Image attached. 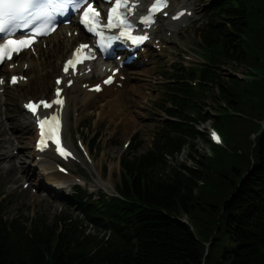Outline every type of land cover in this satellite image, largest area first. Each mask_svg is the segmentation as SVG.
<instances>
[{"label": "trees", "instance_id": "trees-1", "mask_svg": "<svg viewBox=\"0 0 264 264\" xmlns=\"http://www.w3.org/2000/svg\"><path fill=\"white\" fill-rule=\"evenodd\" d=\"M210 1L202 62L164 71L168 119L147 152L131 156L139 146H130L120 158L119 196L75 187L103 236L83 234L69 216L28 227L8 217L0 190V264H264V0ZM231 65L246 79L226 75ZM210 120L223 146L199 129ZM198 140L211 155H195ZM184 148L198 165L170 166Z\"/></svg>", "mask_w": 264, "mask_h": 264}, {"label": "rangeland", "instance_id": "rangeland-1", "mask_svg": "<svg viewBox=\"0 0 264 264\" xmlns=\"http://www.w3.org/2000/svg\"><path fill=\"white\" fill-rule=\"evenodd\" d=\"M190 3V8L194 13L178 33L163 30L162 33L155 36L157 39H164L162 50H155L151 45H148L140 60L130 70H123L124 76L128 78L129 87H132L134 91L129 95L127 106L122 108L119 116L111 118L103 115L104 111L100 108L85 113L83 107L76 106L80 101H75L77 89L70 91L68 99L71 98L73 102H71L69 110L66 140L69 145L76 147V139L81 137L88 146L91 157L90 160L82 157L81 164L77 162L69 164L70 175H64L68 177V183L53 184L50 193L45 188H40V186L46 185L45 173H47L48 167L40 166V160L34 152L36 130L32 120L24 112L22 104L28 99L52 96L53 81L60 74L62 60H57L53 67L45 70L47 76L44 77L42 84L32 78L37 75V72L28 68L23 71L30 83L27 81L24 86L17 87L6 86L5 91L2 92V101L5 103L1 105L0 109L3 112L6 111L16 120L10 127L6 126V137L12 139L10 142L6 141V144H13L9 151L16 148L13 154L25 159L22 161V165L25 166L23 170L8 172L7 168L10 164L6 161L0 166L1 199H5L9 218L18 217L30 227L34 221L41 217L51 224L58 217L69 216L73 221H76L78 230L83 234L95 235L99 238L103 236L104 232L91 227L81 213L77 199L73 197L74 194H77L74 187L80 186L81 191L87 192L95 198L101 194L116 195L117 191L109 194L103 189H99L96 180L102 176L103 179L111 181L116 189V185L120 182V158L128 153L125 144L131 141L130 146H139L137 153L133 150L129 154L131 156L143 154L152 147L159 123L168 119L167 114L162 110V106L166 104V101L163 100L166 83L164 71L174 69L178 64L187 65L201 62L196 56L202 52L199 47V29L208 23L207 14L210 11L211 1L190 0ZM181 4V0H172L174 10L181 7ZM166 21L169 20L163 19L159 25L161 26ZM32 57L37 58V55H32ZM113 62L117 61L113 60ZM225 70L226 75H243V72L246 71L244 67L238 65L228 66ZM9 76L10 74L7 78ZM100 79L101 77L93 76L90 82L95 83ZM206 109L212 116L219 113L210 104L206 106ZM79 118L80 120H78ZM2 120L4 123H9L8 120L6 122L5 113L0 114V121ZM212 124L213 120H210L206 124L200 125L199 129L208 135L209 128L213 127ZM251 137L254 139L256 136L252 134ZM223 139L225 140L224 136ZM93 140H96L97 143L95 149L91 147ZM195 146L198 151L196 156L203 153L211 154L209 145L202 140H198ZM4 149L5 147H2L0 150V160H2ZM25 150L26 156L23 157L21 154ZM48 155L47 158H44L46 163L53 157L52 154ZM180 163H187L192 167L198 165L194 159L189 157L187 148H184L175 159L168 160L170 166ZM53 166L55 171V163ZM26 168L28 171H25ZM62 186L65 188L59 190ZM61 226H65L63 221Z\"/></svg>", "mask_w": 264, "mask_h": 264}, {"label": "snow or ice", "instance_id": "snow-or-ice-1", "mask_svg": "<svg viewBox=\"0 0 264 264\" xmlns=\"http://www.w3.org/2000/svg\"><path fill=\"white\" fill-rule=\"evenodd\" d=\"M110 7L106 22H102L101 14L94 7L95 0H0V64L6 61H12L13 55H19L25 49H31L37 42L38 37L48 35L55 30L58 16H66L71 10L72 13H79L84 5L80 23L85 27L88 33L99 37V47L101 50H107L112 46L113 41L125 39L130 40L134 45H141L149 39L147 35H133L134 25L130 17L134 14L136 3L133 0H106ZM138 3V0H137ZM168 0H154V3L148 9L147 14L140 18V23L151 25L154 22L155 14L167 7ZM183 14V13H181ZM176 18V17H173ZM119 29V35H105V30ZM20 32L18 38L16 34ZM95 59L94 54L88 44L81 43L73 52L72 58L68 59L64 66L63 72L69 74L71 69L76 71L77 65L85 61ZM113 75H109L103 80V84L113 83ZM18 79L24 77L12 76L10 83L17 84ZM5 81L0 79V85ZM62 80L57 78L56 84L60 85ZM72 80H68V86H71ZM85 87H88L85 85ZM96 92L101 91L100 85H96ZM62 89H55V99L51 102L41 99L38 103L28 102L24 107L36 117L39 127L40 139L38 147L43 150L49 147L48 142L55 146V151L62 157H70L72 153L61 143V120L59 114H52L40 118L37 113L38 109H51L53 105L64 106V100L61 98ZM213 138L218 143L220 138L213 133Z\"/></svg>", "mask_w": 264, "mask_h": 264}, {"label": "bare ground", "instance_id": "bare-ground-1", "mask_svg": "<svg viewBox=\"0 0 264 264\" xmlns=\"http://www.w3.org/2000/svg\"><path fill=\"white\" fill-rule=\"evenodd\" d=\"M181 3L183 6L181 9L187 8L190 10V0H181ZM190 20V18L185 17L179 22H172L171 20L168 22H164L161 26L153 29L151 32L153 35H158L159 33H162L163 30L172 31L174 33H178L181 29V27ZM74 25H69L67 27H61L59 30H56L53 35L49 36L47 39L42 40L37 46H36V53L38 54L37 58L32 57L30 51L26 52L25 54H21L20 57L16 58L15 61L9 63L14 64L15 62H18V67H15L13 70H10L7 66H4L0 69V77L8 74L9 72L14 74H24V66L27 64L29 68L35 70L37 72V75H34L35 80H37L39 83L42 84L43 79L46 75L45 70L49 67H53L55 65V62L57 60H63L64 57L68 58L71 55V51L75 45L76 42L81 41L80 37L72 35L69 37L70 32L75 31ZM154 41V40H153ZM152 41V43H154ZM164 41V39H162ZM46 43L47 47L46 49H43V44ZM161 44H164L162 42ZM162 47V46H160ZM65 58V59H66ZM64 59V60H65ZM63 60V61H64ZM116 65L118 63L116 62ZM94 70L92 74L84 75L82 77L76 78L75 85L67 89L65 94L66 96V107L64 111L65 116V128L66 123L68 124V118H69V110L70 105L73 100L71 98L68 99V95L70 97V91L72 89L76 90L75 95V101H79V103L76 104V106H80L84 108L85 113H88L94 109L100 108L103 110V115H107L108 117L115 118L119 116V114L122 112V108L127 106V99L129 98V95L134 91L132 87H129L128 85V78L125 79V81L122 82V87H118L117 85L110 86L108 88H104L103 92L96 94V93H90L87 91V89L82 87V84L89 82L88 79L93 75L101 76L103 74V68L104 65H99V61L95 62L93 64ZM44 72V73H43ZM61 75V70H60ZM59 75V76H60ZM120 75H124L122 71L118 74V82H121ZM30 83V81L28 80ZM20 85L24 86V82ZM55 83L53 81V90H54ZM4 87H0V90ZM3 100V94L0 93V107L3 103H5ZM10 110V109H7ZM6 114V122L8 120L9 123H4V121H0V136L2 139L0 140V150L2 147H5L4 152L2 154V160H0V166L1 164L6 161L9 163V167L7 168V171L14 172L15 170H23L25 169V166L22 165V161L25 160L24 158H19L18 156L13 154V151L16 148H13L11 151L9 149L13 144H6V141L10 142L12 139L10 137H6L5 130L6 126L10 127L15 123V118L13 116H10L8 113L3 112L0 109V114ZM101 115V113H100ZM102 116V115H101ZM82 119V118H81ZM80 120V118L78 119ZM11 136V135H10ZM6 145V146H5ZM34 152H35V143H34ZM23 157L26 156V150L21 154ZM40 156L39 154H37ZM36 155V156H37ZM21 156V157H22ZM41 159V158H40ZM46 163V159H41L40 166L42 167H48L47 173H45V186H40V188H45L48 193L52 190L53 184H67L68 183V177L64 176L63 174H60L57 170H53V162L56 160V157L49 159ZM56 167V166H55ZM57 168V167H56ZM25 171H28V168H26ZM30 175V173H28ZM25 175V174H24ZM49 185V186H48ZM96 185L99 189H103L107 193H114L116 191L114 184L111 181L105 180L102 178V176H99V178L96 180ZM48 187V188H47ZM47 188V189H46Z\"/></svg>", "mask_w": 264, "mask_h": 264}, {"label": "clouds", "instance_id": "clouds-1", "mask_svg": "<svg viewBox=\"0 0 264 264\" xmlns=\"http://www.w3.org/2000/svg\"><path fill=\"white\" fill-rule=\"evenodd\" d=\"M213 133H215L214 131L213 132H211V137L213 138ZM214 139V138H213Z\"/></svg>", "mask_w": 264, "mask_h": 264}, {"label": "water", "instance_id": "water-1", "mask_svg": "<svg viewBox=\"0 0 264 264\" xmlns=\"http://www.w3.org/2000/svg\"><path fill=\"white\" fill-rule=\"evenodd\" d=\"M183 222H185V221H183Z\"/></svg>", "mask_w": 264, "mask_h": 264}]
</instances>
